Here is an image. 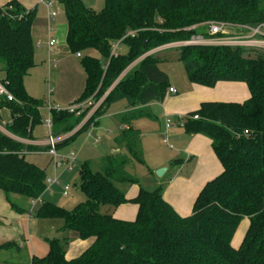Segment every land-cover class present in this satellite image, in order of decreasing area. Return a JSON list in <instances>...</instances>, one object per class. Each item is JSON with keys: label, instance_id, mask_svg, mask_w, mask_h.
Instances as JSON below:
<instances>
[{"label": "trees", "instance_id": "trees-1", "mask_svg": "<svg viewBox=\"0 0 264 264\" xmlns=\"http://www.w3.org/2000/svg\"><path fill=\"white\" fill-rule=\"evenodd\" d=\"M57 2L67 24L68 51L82 55L93 50L103 60L82 57L85 85L76 103L90 97L95 103L111 89L90 121L57 146L74 140L114 102L126 100L134 107L163 100L168 76L159 69L157 53L149 52L190 41L197 34L205 36L212 22L251 28L264 24V0H104L99 12L81 0ZM34 19L35 9L26 11L17 0L0 7V82L14 98L0 97V125L1 111L7 109L11 119L5 130L19 139H30L42 123L44 104L28 96L23 85L34 66ZM115 43L125 44L128 54L113 56ZM176 50L190 83L212 88L218 82H242L249 89L250 98L243 104L202 103L184 120L188 134L211 140L222 173L204 186L185 218L163 200L160 189L140 188L136 198L127 200L116 184H138L125 168L131 161L142 163L136 150L139 134L128 130L117 138L125 144V155L104 158L100 173L92 172L88 164L81 166L78 188L85 201L71 210L42 202L33 213L38 219L61 221V231L92 239V245L68 260L67 241L47 239V254L33 257L31 264H264V55L256 50L247 55L243 48L227 46ZM86 112L75 116L51 110V128L71 133ZM10 136L0 131V191L7 199L14 195L40 199L46 191L45 171L28 162L24 153L39 148ZM127 203L138 207L133 222L100 212L102 207ZM246 218L249 226L234 249L232 238Z\"/></svg>", "mask_w": 264, "mask_h": 264}, {"label": "crops", "instance_id": "crops-1", "mask_svg": "<svg viewBox=\"0 0 264 264\" xmlns=\"http://www.w3.org/2000/svg\"><path fill=\"white\" fill-rule=\"evenodd\" d=\"M10 1L12 0H0V7ZM17 1L26 11L35 9L36 16L38 15L34 19L31 28V37L34 48L45 52L48 65L47 87L50 97L48 100L42 101L44 106L40 111L41 118L44 113H47L46 119L42 120L40 125L48 131L44 121L50 118V111L65 109L76 103L84 90L85 74L80 64L74 59L76 54L70 55L68 53L65 42L67 35L66 20H59L58 14L53 11L52 1ZM53 1L58 6H61L57 0ZM81 1L87 8L93 11L100 6L98 0H93L94 2L92 0ZM60 8L63 9L62 6ZM37 11H39L38 14ZM52 13H54L53 17ZM50 27L51 29L53 28L52 31ZM230 34L236 35L231 32ZM41 37L44 39L43 41L40 39ZM50 40H54L52 47L48 46ZM37 43H39V47L36 46ZM118 46L117 49H119ZM156 51L159 52L158 50ZM82 57L83 55L77 58L80 60ZM139 61L140 59L133 62L122 73L119 79ZM33 62V67H35L34 56ZM162 62H168L166 57L160 58L159 62V69L166 73L165 70L160 68ZM53 67L54 69H52ZM29 74L30 71L26 77ZM26 77L23 81L24 89L27 95L33 98L35 96L29 94V91H33V89L31 83L25 81ZM168 82V89L161 101H154L146 105L134 107L129 106L126 101L127 106L115 116L117 127L110 134L111 137H105L107 141L113 137V141L111 142L114 143V146L111 145L104 149L102 146L99 150H96V154H98L101 160L102 171V161L104 158L126 154L125 144L118 143L117 138L128 130L136 131L139 134L136 150L142 163L135 162L148 173V189L150 190L146 189L137 178L138 184H120L123 187L125 186L124 189L117 188L123 192L127 200L136 198L140 188L146 191L160 189L163 200L177 215L185 218L191 215L194 202L204 186L219 176L223 168L212 150L211 140L201 134H188L184 128V120L188 115L198 111L202 103L243 104L250 98V92L247 85L242 82H218L212 88L192 84L188 79L186 83L180 85L171 80L169 76ZM169 89H175L176 94L170 93ZM101 117L97 118L96 122L87 129L96 128ZM10 119V112L7 109L2 110L1 123L4 127L0 125V131L8 136L10 134L5 130V125L10 122ZM167 121L171 123L168 128L166 127ZM82 126H78L73 132L69 133L67 135L68 138L79 131ZM34 129L30 139H19L10 136L25 146L39 148L38 151L30 153L26 151L25 157L29 154L47 153L45 144L48 139L51 137L61 140V137L64 135L59 134L58 131H53V127L48 131L49 138L37 139L33 136ZM81 133H78V135ZM164 137H166V142H164ZM61 142L59 143L61 144ZM162 144L168 146V149L163 147ZM60 146H57L56 150ZM128 166L125 168L126 173ZM38 167L41 168L40 166ZM160 169H165V172L161 177H157L155 172ZM58 176L60 179V175ZM41 203L42 201H40L39 205ZM37 205L32 208L30 199H26L25 204L20 205L17 203L16 197L11 196L7 199L3 192L0 191V264H21L27 260L31 261L33 257L41 258L45 256L48 251L47 239L50 238H44L46 243L44 247L35 245L36 240H39L40 236L39 228L42 226H47L46 233H49L50 237L54 236L55 239L67 241L65 257L68 260L79 257L92 245V239L81 240L75 232L61 231V221L36 218L33 213L39 207ZM106 211L109 212L107 209ZM137 211L138 207L135 204L127 203L113 208V211L109 215L120 221L133 222ZM248 226L249 221L247 218L240 222L231 241V246L234 249L240 247ZM13 256L16 258L14 259Z\"/></svg>", "mask_w": 264, "mask_h": 264}, {"label": "rangeland", "instance_id": "rangeland-1", "mask_svg": "<svg viewBox=\"0 0 264 264\" xmlns=\"http://www.w3.org/2000/svg\"><path fill=\"white\" fill-rule=\"evenodd\" d=\"M51 1L53 3V11H55L58 14L59 20L65 21L63 9L60 8L61 6H58V4L55 3L53 0H51ZM92 2H94V1L92 0ZM98 4L100 6L97 5L99 7H97V9L95 8L96 12L101 11V9L103 8V5H104V0H98ZM38 13H39V11H37V14ZM36 17H38V15L36 16V13H35V18ZM225 25H227V24H225ZM242 28L247 29V28H251V27L228 26V30H227L228 32L227 33L229 35H231L230 32L235 33L237 35H239V33L240 34L248 33L246 31H240L239 30ZM238 31H239V33H238ZM197 35H199V34H197ZM231 36H234V34H232ZM40 39L42 41L44 40L42 37ZM114 45H119L118 46L119 49H118L117 54L124 55V56H126L128 54V49H127L125 44L115 43ZM181 46H187V45H181V43H174V44H170V45L160 47V50H159V48L156 49L159 52H157L156 50H153V51L148 53L150 55V54H154V51H156V53H158L157 56H159L160 58L166 57L168 62H162L160 64V68L162 70L166 71V73L171 78V80L175 81L176 83H179L180 85L187 82V76H185V74L183 72L182 63L177 60V50L176 49L181 47ZM68 53H70V52L68 51ZM261 53L264 55L263 52H261ZM84 54L88 55L90 57L96 58V59L100 60L101 63H103L102 58H100L99 54L96 51H93V50L86 51L85 53H82L83 56H85ZM148 54H146V55H148ZM245 54L248 55V54H252V53L249 52V50L245 49ZM254 54H256V53H254ZM70 55H71V53H70ZM146 55L140 57L139 59L140 60L143 59ZM34 59H35L36 66L30 70V74L28 77H26L25 81H29L31 83L33 91L32 90L29 91V94H31L32 96H35L33 98H35L36 100H39V101H46V100H48L50 95H49V91H48V87H47V84H48L47 83L48 82L47 66L48 65H47V61H46L45 52L42 50H39L37 48H34ZM74 59L78 64L81 63V59L79 60L76 55L74 56ZM80 66H81V64H80ZM52 69H54V67ZM2 77H3V74L0 75V78H2ZM182 78H183V80H182ZM110 90L111 89L107 88L103 92V94H101L99 96V98H98L99 100L97 102H95V105L99 106V104H101L104 101V99L106 98V95L108 94V92ZM91 98L92 97H90L89 99H91ZM92 101H93V99H92ZM126 106H127L126 100H121V101L114 102V103L110 104L109 107L106 109L105 113L103 114V116L101 117L96 128L92 127L91 129H87L86 131L79 134L77 136V138H75L74 140L67 142L63 146H60L59 148H57V156H58L57 158L58 159L69 158L71 155H74L75 156V165H74L73 169H71L70 171H65V170H63V168H60L57 170L58 175H60L59 184L54 186L52 189H50V191L44 192L40 198V201L52 203L56 206H59L61 208L66 209V210H71L77 204L85 201L84 194L78 188L79 170L83 164H88V166L92 172H94V173H100L101 172V160L98 157V154H96V150H99L102 146H103L102 147L103 149L107 148L111 145L114 146V143L111 142V141H113L112 140L113 137L109 141H107L105 137L110 136V134H112V131L114 132V128L117 127V124L115 121V116H116V114H119L120 112H122ZM97 109H98V107H97ZM93 111L94 110H90V111L86 112L83 119L79 122V124L76 126V128L78 126L83 125L84 123H87L88 121H90V119L92 118V116L96 110L92 114ZM46 117H47V113H44L42 115L41 119L44 120V119H46ZM96 120H97V118L91 123V125H93L96 122ZM68 134L69 133L64 134L61 138H64V137L66 138V136ZM33 136L37 139H44V138H49V133L44 127H41V125H38L34 129ZM67 139H64V141H66ZM162 146L165 147L166 149H168V146H166L164 144H162ZM25 152H26V150L24 151V153ZM25 158L28 162H32V163L36 164L37 166H40L45 171L46 177H51L54 175V173H55L54 161L47 153L29 154ZM156 172H155V175H156ZM127 174H129L133 178H137L138 180H140V182L142 183V185L146 189L149 188L148 173H146L145 169L142 168L141 166H139L135 161L130 163V165L127 167ZM116 186L121 190H123L125 187V186L123 187L120 184H116ZM65 188H69V191H68L69 195L67 197L63 196V190ZM148 190H150V189H148ZM13 197H16L17 203L20 205H23L26 202V198H24L22 196L15 195ZM38 205H39V203H38ZM106 209L109 210V212H107ZM111 211H113L112 207H102L100 209V212L102 214H109ZM46 227L47 226H42L39 228V230H40L39 235L40 236H39V240H36L35 245H39V246L44 247L46 245L44 238H46V237L50 238V239L54 238V236L50 237V234L46 233L47 232ZM13 258L15 259L16 257L13 256ZM30 263H31V261L27 260L25 262H22L21 264H30ZM1 264H4V263H1Z\"/></svg>", "mask_w": 264, "mask_h": 264}, {"label": "built area", "instance_id": "built-area-1", "mask_svg": "<svg viewBox=\"0 0 264 264\" xmlns=\"http://www.w3.org/2000/svg\"><path fill=\"white\" fill-rule=\"evenodd\" d=\"M50 5V4H49ZM54 16V13H52V17ZM264 24L258 25L253 28H242L239 29L240 31H246L248 33L246 34H240L231 36L227 32L228 26L224 23L220 22H212L208 24V29L205 34V36L197 35L193 37L190 41L183 42L181 45H187V46H212V47H240L246 50H256L264 53ZM50 30L52 31L53 28ZM54 45V40H50L48 43L49 47H52ZM36 46L39 47V43L36 44ZM118 45H114L112 48V55H117ZM180 46V45H179ZM77 57H80V54H76ZM169 92L172 94H176L175 89H169ZM0 97H5L7 101H14V98L12 95L6 90L5 86L0 82ZM100 106V104H99ZM95 103L92 101V99H88L82 103H73L72 105L68 106L65 109H55L56 111L65 110L69 113H74L75 116H79L83 114L86 110L87 112L90 110H97V107ZM93 108V109H92ZM92 112V114L94 113ZM193 120H198V116H193ZM44 124L48 131L51 130V121L50 118L44 121ZM85 124V123H84ZM83 124V125H84ZM171 123L167 121L166 127H170ZM82 126V125H81ZM73 134V133H72ZM66 138H61L56 140L53 138H49L46 142L45 146L47 147V154L53 159L54 161V168H55V174L51 178H46L45 180V192L50 191V189L59 184V176L57 175V170L60 168H63L65 171H70L73 169L75 165V156L71 155L69 158H60L57 157V150L56 147L59 144L60 141H63ZM164 142H166V137H164ZM69 191V188H65L63 190V195L67 196ZM38 203H40V199H33L31 200V207H35Z\"/></svg>", "mask_w": 264, "mask_h": 264}, {"label": "water", "instance_id": "water-1", "mask_svg": "<svg viewBox=\"0 0 264 264\" xmlns=\"http://www.w3.org/2000/svg\"><path fill=\"white\" fill-rule=\"evenodd\" d=\"M165 172V169H160V170H158L157 172H156V176L157 177H161L162 176V174Z\"/></svg>", "mask_w": 264, "mask_h": 264}]
</instances>
